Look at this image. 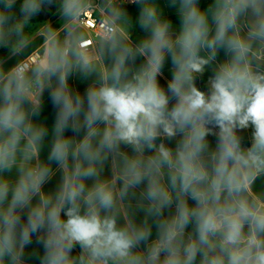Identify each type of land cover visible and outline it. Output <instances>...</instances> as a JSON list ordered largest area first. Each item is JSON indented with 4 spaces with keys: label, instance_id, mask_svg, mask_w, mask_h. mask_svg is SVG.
<instances>
[{
    "label": "clouds",
    "instance_id": "clouds-1",
    "mask_svg": "<svg viewBox=\"0 0 264 264\" xmlns=\"http://www.w3.org/2000/svg\"><path fill=\"white\" fill-rule=\"evenodd\" d=\"M165 6L0 0V264H264V0Z\"/></svg>",
    "mask_w": 264,
    "mask_h": 264
},
{
    "label": "crops",
    "instance_id": "crops-1",
    "mask_svg": "<svg viewBox=\"0 0 264 264\" xmlns=\"http://www.w3.org/2000/svg\"><path fill=\"white\" fill-rule=\"evenodd\" d=\"M208 0H202V3H206ZM159 2L161 3V6L164 8V13L166 16L169 17H177L176 14V10L172 9V8H168L166 7V0H159ZM132 14L133 17L135 18V16L138 14L139 9L138 8H133V9H129ZM44 22H34L33 25L31 26V28L29 29V33L32 35L33 37V41H32V45L29 47V49L27 50V52L25 53V55L29 54L31 51H33L36 47L39 46V44L41 43V36H40V31L42 28ZM58 27V25H56ZM178 25L174 24V28L176 30H178ZM143 35V33L141 32V30L139 29V27H135L134 31H133V39L136 40L138 38H140ZM14 61L9 60L6 67L11 66V64ZM171 64L170 62L167 63L165 65V68L163 70V75L159 78L160 83L162 86H166V81L168 79L171 78ZM207 77H205L206 79ZM72 83L74 84L75 87H78L81 91H83L85 84L81 83L79 81V79H75L74 81H72ZM41 119L44 120L49 127L51 126V124L53 123L54 120V113H53V108L51 105V102L47 100V97L45 98V106L41 115ZM70 134V133H69ZM249 135V133H245V136L247 137ZM210 139H214V138H210ZM47 157V147H45V149L43 150L42 154H41V158L42 159H46ZM55 179L52 181L51 184L46 186L45 190H48L50 188H52L55 184ZM264 190V185H262L259 181L257 182V184L254 186V191H262Z\"/></svg>",
    "mask_w": 264,
    "mask_h": 264
},
{
    "label": "trees",
    "instance_id": "trees-1",
    "mask_svg": "<svg viewBox=\"0 0 264 264\" xmlns=\"http://www.w3.org/2000/svg\"><path fill=\"white\" fill-rule=\"evenodd\" d=\"M208 2H209V0L204 4H207ZM133 8H138V6L134 5L133 7H129V9H133ZM171 18H172L174 24L179 26L178 18L177 17H171ZM37 22H44V17L43 16L40 17V19Z\"/></svg>",
    "mask_w": 264,
    "mask_h": 264
},
{
    "label": "built area",
    "instance_id": "built-area-1",
    "mask_svg": "<svg viewBox=\"0 0 264 264\" xmlns=\"http://www.w3.org/2000/svg\"><path fill=\"white\" fill-rule=\"evenodd\" d=\"M133 6H134V5H131V4H130V5H128V8H129V7H133ZM31 52H32V51H31ZM31 52H30V53H31ZM27 55H28V54H27ZM27 55H26V56H27ZM30 59H32V60L34 61V60L36 59V56H35V55H32V56L30 57Z\"/></svg>",
    "mask_w": 264,
    "mask_h": 264
},
{
    "label": "rangeland",
    "instance_id": "rangeland-1",
    "mask_svg": "<svg viewBox=\"0 0 264 264\" xmlns=\"http://www.w3.org/2000/svg\"><path fill=\"white\" fill-rule=\"evenodd\" d=\"M53 19H55V18H53Z\"/></svg>",
    "mask_w": 264,
    "mask_h": 264
}]
</instances>
